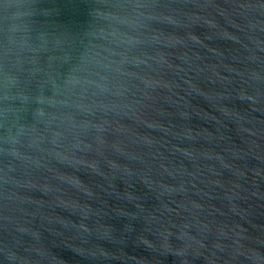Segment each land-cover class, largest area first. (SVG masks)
<instances>
[{
    "label": "water",
    "instance_id": "95a60500",
    "mask_svg": "<svg viewBox=\"0 0 264 264\" xmlns=\"http://www.w3.org/2000/svg\"><path fill=\"white\" fill-rule=\"evenodd\" d=\"M0 264H264V0H0Z\"/></svg>",
    "mask_w": 264,
    "mask_h": 264
}]
</instances>
